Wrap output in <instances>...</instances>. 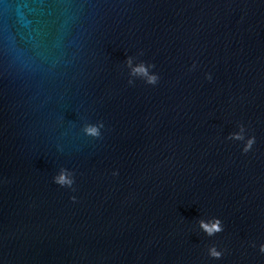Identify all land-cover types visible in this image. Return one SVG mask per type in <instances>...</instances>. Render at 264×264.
Here are the masks:
<instances>
[{
  "label": "water",
  "instance_id": "water-1",
  "mask_svg": "<svg viewBox=\"0 0 264 264\" xmlns=\"http://www.w3.org/2000/svg\"><path fill=\"white\" fill-rule=\"evenodd\" d=\"M262 244L264 0H0V264H264Z\"/></svg>",
  "mask_w": 264,
  "mask_h": 264
},
{
  "label": "clouds",
  "instance_id": "clouds-1",
  "mask_svg": "<svg viewBox=\"0 0 264 264\" xmlns=\"http://www.w3.org/2000/svg\"><path fill=\"white\" fill-rule=\"evenodd\" d=\"M128 63L131 64V59L129 58ZM154 67V65L152 64H147V66H145V63L142 62L139 66H137L136 68L133 69V73L134 74H139L143 77L146 78V83L149 85H155L158 81V76L155 74H149L148 72V68H152ZM131 83V82H129ZM99 127H103V124L101 123L99 125ZM99 127L95 126V125H87L85 126V128L83 129L84 133L88 136L91 137H99L100 136V131H99ZM243 132V127H241V132L240 133H233L230 135V139L233 140H243L244 137L241 134ZM255 143V137H249L247 139V141L245 142L242 151L244 153H247L248 151L251 150L253 144ZM66 170H62L61 174L59 176L54 177V182L58 185H60L61 187L64 186H71L73 184V180L70 179L68 177V175L65 174ZM72 199H75L74 197ZM199 226L200 228L208 235V236H212L216 233H219L223 230L222 227V223L218 218H212L210 221L205 222L203 220H201L199 222ZM259 251L261 253H264V244L260 245ZM208 254L209 256H211L212 258H217L219 259L222 255V253L220 251H218L216 249V247H210L208 249Z\"/></svg>",
  "mask_w": 264,
  "mask_h": 264
}]
</instances>
